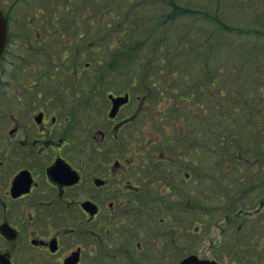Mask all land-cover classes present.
I'll return each instance as SVG.
<instances>
[{
	"label": "flooded vegetation",
	"instance_id": "obj_1",
	"mask_svg": "<svg viewBox=\"0 0 264 264\" xmlns=\"http://www.w3.org/2000/svg\"><path fill=\"white\" fill-rule=\"evenodd\" d=\"M0 8V264H264V122L129 29L174 0Z\"/></svg>",
	"mask_w": 264,
	"mask_h": 264
},
{
	"label": "rangeland",
	"instance_id": "obj_2",
	"mask_svg": "<svg viewBox=\"0 0 264 264\" xmlns=\"http://www.w3.org/2000/svg\"><path fill=\"white\" fill-rule=\"evenodd\" d=\"M174 5L185 10L188 14H181L182 17L172 23L161 20V18L165 19V15L145 14V20L141 22L144 24L140 26L130 20L129 29H139L140 37L143 38L141 31L148 27L159 25L161 33L166 28H170L171 34L168 35V37L170 36V45L174 44L175 49L177 46L180 47L187 43L189 46L186 47L187 54L203 53L201 47L206 49V45H213L214 43H210L215 41L216 51L208 59L215 58L216 66L222 65V70L225 71L223 74L235 77L234 84L227 88L229 93L225 99L227 101L232 99V93L241 97L237 102L241 112L234 114L231 119L235 122H263L264 118L261 121L259 118H253L246 114L244 107L240 105L255 90L260 95H264V0H174ZM100 6H102L101 3L95 4V7ZM159 6L158 4L153 5L157 8ZM153 11L155 12V9ZM137 12V14H142L140 10ZM159 13H161L160 10ZM181 13L183 12L181 11ZM122 17L123 15L119 19ZM136 17V15H132L131 18L136 20ZM109 21L114 23L111 18ZM137 33L130 31L132 35ZM187 59L188 57L185 58V61ZM207 66L206 63L205 70ZM216 66L214 70L217 69ZM182 79V76L181 79L175 78V81L179 80V82L170 85L174 90L184 95ZM259 89L262 91H257ZM160 100V108H170L167 106V99ZM262 102H264V97ZM248 106L253 107L252 100L249 101ZM250 112L251 108H249ZM261 112L264 113L263 106ZM229 121L230 119L222 117V122Z\"/></svg>",
	"mask_w": 264,
	"mask_h": 264
},
{
	"label": "trees",
	"instance_id": "obj_3",
	"mask_svg": "<svg viewBox=\"0 0 264 264\" xmlns=\"http://www.w3.org/2000/svg\"><path fill=\"white\" fill-rule=\"evenodd\" d=\"M181 11L183 12V13H181ZM181 14L182 15H184V14H188L185 10L183 11V9H181V8H179L178 6H175L174 5V9H173V13L172 14H169V15H167L166 17H167V20L169 21V22H173L174 20H177V19H179L180 17H182L181 16ZM220 23V22H219ZM218 23V24H219ZM225 26V25H224ZM228 29H230V28H228ZM214 43V44H213ZM210 44H213V45H211V46H209V48H211V47H215V49H216V47H217V45H216V42L215 41H213L212 43H210ZM203 47H201V49H202ZM203 51V50H202ZM186 53V50L185 49H179L178 51H177V54H179V55H184ZM212 53H214V51H212V48H211V50H207V54H205L204 53V55H205V57L208 59V55H212ZM200 54V53H199ZM175 58V57H174ZM205 62V61H204ZM202 66V65H201ZM220 69H223V67L222 68H220ZM195 70H196V67H195ZM206 70L207 71H210V68H208V67H206ZM205 70V71H206ZM256 91V90H255ZM253 92V94H251V95H249L250 97H247L246 98V100L243 102V104L242 105H240V106H243L244 108V112H246V114H249L250 116H252L253 118H255V119H257V118H259L260 119V121L263 119V117H264V113L263 112H261V107L263 106L264 107V102H262V98L264 97V95H260L259 93H257V92ZM257 91H262V89H259V90H257ZM250 100H252L253 101V107H250V106H248L249 105V101ZM260 107V108H259ZM249 108H251V112L249 113ZM238 110H239V112H241V110H240V107L238 106ZM225 114H227L228 116H230L231 118L234 116L232 113H225L224 111H223V116L225 115ZM263 122H264V119H263Z\"/></svg>",
	"mask_w": 264,
	"mask_h": 264
},
{
	"label": "water",
	"instance_id": "obj_4",
	"mask_svg": "<svg viewBox=\"0 0 264 264\" xmlns=\"http://www.w3.org/2000/svg\"><path fill=\"white\" fill-rule=\"evenodd\" d=\"M6 40H7V25L3 13L0 10V51L6 45Z\"/></svg>",
	"mask_w": 264,
	"mask_h": 264
}]
</instances>
